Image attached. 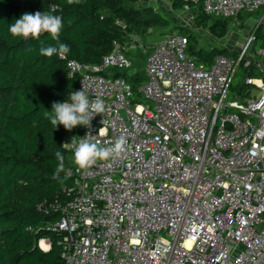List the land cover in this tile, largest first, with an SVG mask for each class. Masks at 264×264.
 I'll list each match as a JSON object with an SVG mask.
<instances>
[{
    "label": "built area",
    "instance_id": "1",
    "mask_svg": "<svg viewBox=\"0 0 264 264\" xmlns=\"http://www.w3.org/2000/svg\"><path fill=\"white\" fill-rule=\"evenodd\" d=\"M257 10L259 25L264 0L203 1L206 14L237 23ZM254 40L203 66L188 54L187 35L168 32L137 92L102 73L132 66L116 40L100 64L67 62L76 91L102 99L105 112L65 129L71 196L55 206L62 216L52 226L62 233L61 264H264V79L245 78L258 94H229L242 62L264 74ZM86 134L109 147L123 135L127 150L77 171L74 145Z\"/></svg>",
    "mask_w": 264,
    "mask_h": 264
},
{
    "label": "trees",
    "instance_id": "2",
    "mask_svg": "<svg viewBox=\"0 0 264 264\" xmlns=\"http://www.w3.org/2000/svg\"><path fill=\"white\" fill-rule=\"evenodd\" d=\"M137 1L79 0L69 4L67 0H0V264H61L62 233L52 230V226L62 216L55 206L71 196V180L65 175L70 152L62 147L65 128L58 125L53 129L46 111L52 110L54 102L67 101L69 93L78 89V77L69 74L68 61L100 64L113 49L114 40L124 48L126 42L149 28L172 24L175 27L170 30L187 35V51L197 65L210 66L219 54L236 55L224 47L203 45L172 14L149 5L137 6ZM203 1L172 3L173 8H195L197 25L207 28L216 38H223L232 19L206 14ZM37 11L62 17L59 40L70 48L65 59L40 55L41 41L44 46L56 44L48 33L39 40L10 34L9 26L14 20ZM252 14L241 12L240 26ZM254 36L253 47L264 48V22ZM240 65L246 76L260 78L257 73L263 74L255 65ZM102 73L127 78L135 92L145 79L139 71L129 74L127 69L112 68ZM234 78L230 96L249 95L251 86L245 78L236 85ZM57 151L64 156L65 167L59 179H53L58 166ZM43 238L51 242L48 251L39 247Z\"/></svg>",
    "mask_w": 264,
    "mask_h": 264
},
{
    "label": "clouds",
    "instance_id": "3",
    "mask_svg": "<svg viewBox=\"0 0 264 264\" xmlns=\"http://www.w3.org/2000/svg\"><path fill=\"white\" fill-rule=\"evenodd\" d=\"M69 4L78 3L79 0H67ZM63 27L62 17L48 12L35 14L25 13L20 19L14 20L9 26V32L13 37H21L25 40L31 38L39 40L41 35L48 33L55 45L44 46L41 41L39 53L45 57L58 56L65 59L70 51L67 44L60 42V33ZM69 67H74V63ZM75 72L73 73V75ZM105 112L104 101L100 98L90 100L85 88L80 91H72L66 102H54L52 110L46 111L53 129L58 125H63L66 130H71L76 126H89L94 115ZM92 135L86 134L74 145L73 162L77 166V171L86 170L93 166L97 160H108L120 157L127 150V140L122 135L118 137L111 146H101V143L92 139ZM73 143V141H71ZM70 143L64 144L66 147ZM58 166L53 173V179H59L60 173L64 170V156L61 152L55 153Z\"/></svg>",
    "mask_w": 264,
    "mask_h": 264
},
{
    "label": "rangeland",
    "instance_id": "4",
    "mask_svg": "<svg viewBox=\"0 0 264 264\" xmlns=\"http://www.w3.org/2000/svg\"><path fill=\"white\" fill-rule=\"evenodd\" d=\"M167 4V3H166ZM137 6H139V3H137ZM176 15L179 17L177 18V21L181 23V25H184V23H188L190 21V26L187 28L189 31L193 32L195 35L198 36L200 43L205 45L208 44H214L219 47H226V45H233L230 47H233V49H237L236 47H239L244 43L246 38L253 34L254 30L259 26L258 21L254 22L255 15L252 14L249 17V20L243 21V26H239V24L232 23L230 25V29L228 30L229 33L223 38H216L215 36L211 35L208 30H205L204 28H199L194 23V20L191 19V15L193 14V10L188 8H182V10H178L175 12ZM191 19V20H190ZM170 27H175L174 24L167 28H160V27H151L147 30L146 33L139 36L135 40L126 42L124 46V52L126 55L131 59L132 66L127 68V72L129 74L138 73V71L144 75V78H146V64H147V58L149 54L153 50V46L155 43L166 33L173 32V30H170ZM170 30V31H169ZM176 31V30H175ZM238 42L241 44L240 46H236ZM256 48H260L258 46H255ZM241 65L238 67L237 75H235L234 78V85H236L238 82L243 81L246 73L244 74V69L241 68ZM139 73V74H140ZM260 75L262 79H264V74H258ZM250 89L252 90L253 94H258L259 90L256 89V87L251 86Z\"/></svg>",
    "mask_w": 264,
    "mask_h": 264
},
{
    "label": "crops",
    "instance_id": "5",
    "mask_svg": "<svg viewBox=\"0 0 264 264\" xmlns=\"http://www.w3.org/2000/svg\"><path fill=\"white\" fill-rule=\"evenodd\" d=\"M137 3H139V6L141 5H149L151 7H153L156 11H159V12H167L169 14H172L174 17L178 18L179 17L176 15V11L178 10H182V8H188L187 6L185 7H182V8H173V3H172V0H138ZM167 3V4H166ZM188 9H191L193 10V14L191 15V19L194 20V23L196 24L197 27H199L196 23V19H195V12H196V9L195 8H188ZM253 14L255 15L254 17V22L257 21V20H260L262 18V11L261 10H257L255 12H253ZM250 17V16H249ZM249 17L248 18H245L244 20H249ZM190 19V20H191ZM232 23H235L237 24V22H235L234 20L231 21L230 25ZM181 24V23H180ZM190 21H188V23H184L183 26H185L186 28H189L190 26ZM238 24L240 26V19L238 21ZM230 25L228 27V30L230 29ZM199 28H203V27H199ZM205 30H208L207 28H204ZM209 31V30H208ZM191 32V31H190ZM210 33V32H209ZM229 33V31L227 32ZM227 35V34H226ZM225 37V36H224ZM220 39V38H219ZM237 45L234 46V48L236 46H240L241 44H239L238 42H236ZM230 46H233V45H226V47L224 46V48H227L230 52H237L239 50V47H236L237 49H233V47H230Z\"/></svg>",
    "mask_w": 264,
    "mask_h": 264
},
{
    "label": "bare ground",
    "instance_id": "6",
    "mask_svg": "<svg viewBox=\"0 0 264 264\" xmlns=\"http://www.w3.org/2000/svg\"><path fill=\"white\" fill-rule=\"evenodd\" d=\"M40 246L45 251L49 250V245H48V243L46 241H41Z\"/></svg>",
    "mask_w": 264,
    "mask_h": 264
}]
</instances>
